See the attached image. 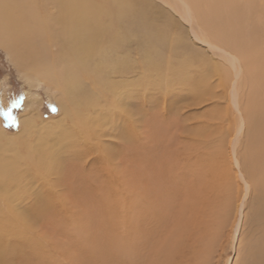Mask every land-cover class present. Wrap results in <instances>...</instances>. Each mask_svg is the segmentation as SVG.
Here are the masks:
<instances>
[{"label":"rangeland","instance_id":"374dc122","mask_svg":"<svg viewBox=\"0 0 264 264\" xmlns=\"http://www.w3.org/2000/svg\"><path fill=\"white\" fill-rule=\"evenodd\" d=\"M155 2L172 13L177 24L171 34L177 40L159 44L161 69H152L139 50L144 40L139 20L124 24L134 40L128 41L129 50L110 52L104 58L109 65H102L100 59V79L92 81V87L89 81L83 83L85 98L96 100L99 114L107 117L102 124H110L96 130L99 134L91 139L86 126L78 125L60 106L58 86L19 68L0 44V106L8 107L12 98L26 97L23 106L13 110L18 126H9L0 115V131L13 140L4 156L13 162L17 159L10 158L20 159L19 166L25 170L20 171L23 181L17 188L18 209L44 213L32 220L27 236L46 241L44 250L25 242L16 246L9 229L5 241L18 250L12 256L16 257L14 264H130L133 254L134 264H264V193L252 190L246 197L236 236L239 171L236 167L232 170L227 161L225 168V160L217 163L215 158V166L204 157L208 148L215 156L227 154L236 126L234 109L221 94L215 77L210 84L221 96L218 99L202 100L189 94L191 85L177 82L184 60L192 63L186 74L193 82L207 69L212 75L209 65L223 59L214 56L218 51L194 39L189 24L180 16ZM98 63H92L94 74ZM121 109L129 111L130 123L114 115L124 112ZM78 111V118L94 112ZM29 118L35 122L33 130L22 124ZM124 131L131 142L120 138ZM247 132L248 127L238 140V157L246 151ZM219 136L223 137L220 147L213 148L211 143ZM60 138L64 148H58L59 164L51 162L54 173L48 176L59 179L55 181L58 186L51 189L43 180L44 170L38 172L27 155L35 153L37 145L51 149L52 140ZM212 165L220 168L213 181L212 176L205 178ZM57 171L63 172L58 178ZM179 171L185 173L183 182V177L177 178ZM200 171L205 178L202 185H198Z\"/></svg>","mask_w":264,"mask_h":264},{"label":"bare ground","instance_id":"6f19581e","mask_svg":"<svg viewBox=\"0 0 264 264\" xmlns=\"http://www.w3.org/2000/svg\"><path fill=\"white\" fill-rule=\"evenodd\" d=\"M155 1L161 2L180 16L189 24L194 39L211 50L218 51L219 54L215 52L214 56L219 55L223 59L217 64L209 65L212 75L208 74L207 69L200 75L199 80L193 82L186 74L192 63L184 60L179 65L182 75L177 76V82L179 85H191L192 90L190 89L189 94L194 93L202 100L209 97L216 99L221 96L212 91H215V88H211L212 84H210V79L215 77L217 87L221 88V94L229 99V104L234 109L236 126L227 154L215 156L208 148L204 157L206 155L215 166V158L217 163L218 160H225V168L227 161L232 170L236 167L239 171L237 176L241 179L237 183L236 190L240 194V203L236 214L240 219L236 218L234 226L238 236L246 197L252 190L264 193V0H260L259 4V0H135L134 3L131 0H0V44L19 68L31 71L37 79L58 86L61 95L58 99L60 106L62 105L66 114H70L75 122L78 120V125L86 126V134L89 136L87 138L91 139L90 136L96 134V130L100 132L102 127L110 124H102L107 117L99 114L96 100L85 98L83 83L89 81L92 87L91 82L100 79L99 73L102 72L99 70L100 59L102 65H109L104 62V58L106 60L110 52L113 50L119 52V49L129 50L128 41L134 40L131 39L133 36L127 34L124 24L132 19L139 20L140 26L144 29V40L140 37L143 41V49L139 50L143 51L144 62L146 61L152 69H161L160 59L163 57L160 56L161 52L159 53V44L177 40L176 35L171 34L177 24L171 18L172 13ZM168 12L171 14L170 17ZM132 28L131 31L134 30ZM136 35L140 36V34ZM114 57L117 59L116 55ZM92 63L96 66L98 63L96 74ZM90 66L92 70H89ZM110 83L112 84L113 81ZM81 109L85 112L92 110L93 115L78 118L76 114H79L78 110ZM121 110L124 112L114 115H119L118 117L130 123L129 111ZM34 123L30 118L22 121L27 130L35 129ZM246 127H248L249 140L245 153L238 157L237 143ZM120 138L126 143L131 142L132 139L126 131ZM222 140L223 137H220L219 140H215L217 145L214 144L215 142L211 145L213 148L220 147ZM51 143L53 146L51 149L43 144L44 147L41 145L33 147L35 153L30 151L32 154L27 155V160L38 172L44 170L43 180L53 189L58 186L56 180L59 179L55 180L56 183L48 177L54 171L51 162L54 160L55 164L58 163V156L64 143L61 138L54 139ZM10 144L13 146V140L6 138L0 131V264H14L12 259L16 257L12 258V256L18 253L16 248H12L5 241L9 229L11 233L8 235L11 234L9 236L16 246L18 242H25L29 247L37 246L38 250L45 247V240H36L27 236L30 224L33 226V221L44 213L18 209L20 190L17 188H20L18 186L23 181L20 171L25 172V170L19 166L20 159L10 158L17 159L13 162L5 158L4 151L11 149ZM55 146L57 150L61 149L57 152ZM213 165L210 168L211 172L205 175V178L212 176L211 181L217 178V170H220L219 166L215 169ZM62 174L63 172L57 171L56 178ZM180 177H183V182L186 178L185 173L179 171L177 178ZM200 177L198 185H202L201 181L205 179L201 171ZM182 182L180 186L184 185L183 188H186L187 185ZM39 196L41 197L40 194ZM131 246L134 247V244ZM133 255L130 264H134Z\"/></svg>","mask_w":264,"mask_h":264},{"label":"snow or ice","instance_id":"6c2138e0","mask_svg":"<svg viewBox=\"0 0 264 264\" xmlns=\"http://www.w3.org/2000/svg\"><path fill=\"white\" fill-rule=\"evenodd\" d=\"M26 99L24 96H18L11 99L10 105L8 107L0 106V115H3L5 120L9 123V126H18V121L16 117L13 115V110L17 108H21L23 106V102ZM58 110L56 107H53V111Z\"/></svg>","mask_w":264,"mask_h":264},{"label":"trees","instance_id":"16d2710c","mask_svg":"<svg viewBox=\"0 0 264 264\" xmlns=\"http://www.w3.org/2000/svg\"><path fill=\"white\" fill-rule=\"evenodd\" d=\"M12 132H14V130Z\"/></svg>","mask_w":264,"mask_h":264}]
</instances>
